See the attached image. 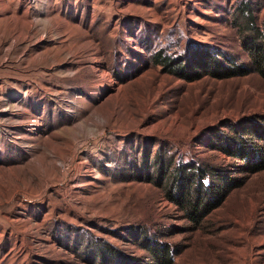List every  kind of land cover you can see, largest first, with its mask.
Masks as SVG:
<instances>
[{
  "label": "rangeland",
  "instance_id": "obj_1",
  "mask_svg": "<svg viewBox=\"0 0 264 264\" xmlns=\"http://www.w3.org/2000/svg\"><path fill=\"white\" fill-rule=\"evenodd\" d=\"M246 3L261 20L264 0H0V264H157L163 247L172 264H264V170L232 175L214 149L264 124V80L156 63H247ZM191 164L245 181L197 223L169 198Z\"/></svg>",
  "mask_w": 264,
  "mask_h": 264
},
{
  "label": "trees",
  "instance_id": "obj_2",
  "mask_svg": "<svg viewBox=\"0 0 264 264\" xmlns=\"http://www.w3.org/2000/svg\"><path fill=\"white\" fill-rule=\"evenodd\" d=\"M233 23L238 32L240 47L247 56V63L219 50L214 54L205 50L197 52L192 59L183 62H176L170 57L159 58L157 65L165 67L168 74L188 82L203 77L226 80L250 74H256L264 80V16L259 20L251 5L246 3L237 9ZM221 137L222 142L214 149L240 162L232 175L264 170L263 122H249L246 127L238 126ZM175 178L178 180L176 198H169L171 201L175 199V205L179 206L193 223L218 208L231 191L245 182L242 178L232 177L228 171L206 169L194 164L179 167ZM160 250L152 249L154 261L157 264H172L173 255L168 248L163 247Z\"/></svg>",
  "mask_w": 264,
  "mask_h": 264
}]
</instances>
